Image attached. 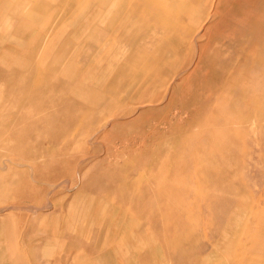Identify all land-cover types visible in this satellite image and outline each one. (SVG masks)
I'll return each instance as SVG.
<instances>
[{
    "label": "rangeland",
    "instance_id": "obj_1",
    "mask_svg": "<svg viewBox=\"0 0 264 264\" xmlns=\"http://www.w3.org/2000/svg\"><path fill=\"white\" fill-rule=\"evenodd\" d=\"M203 14L179 31L190 38H178L177 62L162 81V61L144 65L137 54L120 71L96 64L92 73L106 78L79 80L76 93L24 77V63L0 65V222L29 215L40 264H84L74 258L83 225L69 209L96 197V206L107 204L110 180L178 194L179 232L231 216L225 230L202 236L228 243L241 226L258 247L239 256L264 260V0H209ZM174 34L171 27L162 40ZM159 48L166 58L174 52Z\"/></svg>",
    "mask_w": 264,
    "mask_h": 264
},
{
    "label": "crops",
    "instance_id": "obj_2",
    "mask_svg": "<svg viewBox=\"0 0 264 264\" xmlns=\"http://www.w3.org/2000/svg\"><path fill=\"white\" fill-rule=\"evenodd\" d=\"M208 1L0 0V65L14 69L12 65L24 63V77L35 81L47 80L45 86L49 81V88H52L51 81L57 80L60 89L62 84L64 89L76 93L82 88L79 80L106 78L98 71L92 73L96 64H102L99 70H105V67L107 70L110 65L108 70H111L118 65L116 69L120 71L119 64L134 62L137 54L143 57L141 62L144 65L162 61L163 70L157 77L162 81L166 70H172V63L177 62L175 49L179 44L178 38L188 37L186 41L190 38L187 34L178 36L180 30L175 26L178 16L188 23L190 15L204 12ZM147 9L155 14L152 21L149 19L153 24L148 23V28L145 19ZM166 21H171L170 25L165 24ZM149 27H152L157 40L151 37ZM171 27L177 36L163 48L171 45L174 52L166 58V53L155 50L159 57L153 59L147 50L148 45L158 47L163 43L161 29ZM115 60L119 63L114 66ZM68 169L71 171L72 168ZM111 182L108 185H112L115 195L107 198V204L96 206V197L69 209H74L76 221L83 225L76 229L80 242H74V245L80 246V250L74 258H81L84 264H162L164 260V264L168 261L169 264H245L239 255L258 245L250 242L252 234L244 232L241 226H237V232L228 243L210 242L202 236H213L225 230L231 216L179 232L182 224L177 222L176 205L171 203L178 194L163 189L161 183H154V187L148 189L144 180L129 188L126 185L115 188L119 184ZM191 195L185 194L189 204L192 203ZM196 203L201 204L200 198ZM32 226L29 215L20 212L9 214L0 222V256L4 255L0 264H40L33 255ZM160 245L166 246L167 256L158 251ZM207 245V254L192 252L191 255H183L184 250ZM57 248L61 258L62 246ZM49 252L55 251L51 248ZM258 264H264V260Z\"/></svg>",
    "mask_w": 264,
    "mask_h": 264
},
{
    "label": "bare ground",
    "instance_id": "obj_3",
    "mask_svg": "<svg viewBox=\"0 0 264 264\" xmlns=\"http://www.w3.org/2000/svg\"><path fill=\"white\" fill-rule=\"evenodd\" d=\"M127 1V0H126ZM198 1V0H197ZM207 2V1H206ZM237 3V2H236ZM222 4V3H221ZM220 4V5H221ZM124 5H125V3H124ZM215 5V4H214ZM137 6V5H136ZM211 8V7H210ZM216 8V7H215ZM129 9H131V8H129ZM204 9V8H203ZM125 10V9H124ZM205 10V9H204ZM210 10V9H209ZM131 11V10H130ZM134 12V11H133ZM146 16H145V19H146V25L148 24V23H151V24H153V22H151L154 18H155V14L154 13H150L149 12V9H147L146 10ZM204 12H202L201 14H203ZM229 15V14H228ZM127 16H128V14H127ZM203 16H204V14H203ZM130 17H131V14H130ZM182 16H178V18H181ZM227 17V16H226ZM137 18V17H136ZM191 18H192V15H190V17H189V20H190V22H191ZM149 19L151 20V21H149ZM176 19V18H175ZM182 21V23H183V20H181ZM185 22V21H184ZM190 22H188V23H190ZM221 22H223V20L221 21ZM116 23V22H115ZM162 23H164V22H162ZM170 23H171V21H166L165 22V24H167V25H170ZM181 22H179L178 21V23H177V25H175L180 31H182V30H185V31H187V27H186V25H187V23L186 24H182ZM224 23H226V22H224ZM179 24H182V25H184V26H179ZM219 24V23H218ZM217 24V25H218ZM133 25V24H132ZM223 26V25H222ZM147 28H148V25H147ZM151 29V31H150V35H151V37L153 36L154 37V31L152 30V27H149V30ZM195 29V28H194ZM166 30H168V29H166V28H164L163 30L161 29V31H160V33L162 34V32H165ZM200 31V30H199ZM186 34V33H185ZM175 36H177V34H176V32H175V34H174V37ZM178 36H179V34H178ZM190 36V35H189ZM194 37V36H193ZM148 39V38H147ZM152 39V38H151ZM155 40H157V39H155V37H154V41ZM161 40H162V38H161ZM172 40V39H171ZM170 40V37H166V39H163L162 41H163V43H161V44H159V46H162V48H163V46H164V44H166L167 42H170L171 41ZM186 40V39H185ZM115 42H116V40H115ZM147 43H148V41H147ZM159 46L158 47H155L156 49H154V46H152L151 44L150 45H148V47H147V50L148 51H150L153 55H154V57H159V55H155V50H157V51H159L161 48H159ZM116 49V48H115ZM154 49V51L152 52V50ZM152 55V56H153ZM7 63V62H6ZM114 63V66H115V63H119V61H114L113 62ZM149 63V62H148ZM147 63V64H148ZM5 66H6V64H4ZM152 70H155L154 68H152ZM156 79H159V78H156ZM100 80V79H99ZM101 81V80H100ZM99 83V82H98ZM159 85H161V83L159 84ZM168 88H169V86H168ZM146 104H147V102H146ZM79 144V143H78ZM12 214V213H11ZM14 215V214H13ZM29 223V222H28ZM6 224H7V222H6ZM27 224V223H26ZM28 225V224H27ZM26 225V226H27ZM26 226H25V228H26ZM26 241V240H25ZM20 245V244H19Z\"/></svg>",
    "mask_w": 264,
    "mask_h": 264
}]
</instances>
